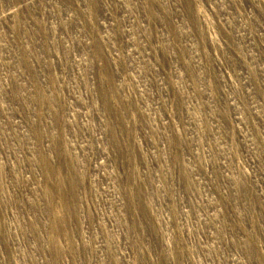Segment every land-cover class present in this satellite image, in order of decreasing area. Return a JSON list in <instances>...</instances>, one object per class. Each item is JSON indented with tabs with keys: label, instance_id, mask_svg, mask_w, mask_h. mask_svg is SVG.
Segmentation results:
<instances>
[{
	"label": "rangeland",
	"instance_id": "374dc122",
	"mask_svg": "<svg viewBox=\"0 0 264 264\" xmlns=\"http://www.w3.org/2000/svg\"><path fill=\"white\" fill-rule=\"evenodd\" d=\"M0 264H264V0H0Z\"/></svg>",
	"mask_w": 264,
	"mask_h": 264
}]
</instances>
